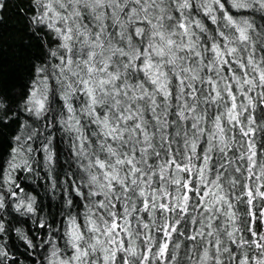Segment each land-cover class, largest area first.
<instances>
[{"label":"rangeland","instance_id":"rangeland-1","mask_svg":"<svg viewBox=\"0 0 264 264\" xmlns=\"http://www.w3.org/2000/svg\"><path fill=\"white\" fill-rule=\"evenodd\" d=\"M9 1L0 0V20L3 11H9V6L15 3ZM16 3H27L33 8L36 18L40 19L36 29L44 32L47 41L45 48L41 47L20 63L24 66L13 73V80L0 74L5 82L2 97L15 103L13 107L21 113L14 114L18 121L11 117L5 120L14 123L19 130L10 138L7 152L11 151L15 140L27 135L30 123L37 121L40 134L28 136L26 140L38 151L42 173L47 176L54 173L55 179L46 197L42 195L39 177L10 162L4 186L7 204L11 206L0 207V223H3L0 262L16 264L22 259L25 264L95 262L101 238L92 231L84 215L83 205L75 193L77 182L66 157L68 132L65 125L70 121L79 128L81 136L87 139L104 164L122 161L117 167L121 175L116 179L113 173L104 174L103 181L112 192L117 208L130 213L135 222L133 235L138 247L135 263L252 264L256 245L260 243L264 247L261 229L264 224V171L261 181L237 172L223 153L238 149L236 140L230 138L240 136L239 131L226 126L229 137L225 135L226 147L221 149L219 137L224 135L221 132L213 134L209 124L217 113L221 116L235 102L237 80L249 73L260 74L264 69V28L259 27V15L264 18V0H19ZM199 7L209 15L214 14V29L223 42L237 44L239 58L236 63L226 62L220 72L198 67L201 76L195 100L185 96L179 104L181 111L192 108L196 121L184 122L174 113L169 120L174 134L173 153L177 159L169 178L157 171L156 157L144 151L142 136L131 112L130 94L124 88L116 60L120 58L127 63L129 50L124 45L127 38L139 41L145 51L158 56L166 54L174 43L181 41L178 37L186 28L200 27ZM253 21L256 27L251 31ZM47 54L50 62L65 75L69 85L67 91L72 94L59 103L51 100L52 107L46 103L39 85L41 76L37 74L42 56ZM3 63L0 62V70L5 67ZM153 72L152 75H165L163 69ZM25 78L28 83L21 91L18 84ZM164 80L162 77L157 82L160 89ZM178 134L182 135L181 140ZM12 152L14 155V148ZM128 156L135 157L137 165L144 164L145 172L137 180ZM258 157L257 162L264 168V146ZM7 158L4 157L0 165V174ZM207 167L218 170L224 187L231 192L230 204L237 208L242 219L239 226H229L230 220L225 222L229 204L220 207L222 215L218 212L209 216L213 225L204 220V215L210 212L204 208L205 190L199 179ZM45 204L59 207L60 217L55 220L51 217L53 224L47 225L61 230L60 233L52 232L48 236L41 228L38 216ZM12 206L22 212L21 215L17 217ZM16 218L25 220L33 236L44 243L38 257L24 250L15 238ZM195 233H201L198 239ZM81 237L89 244L94 243V249L80 248Z\"/></svg>","mask_w":264,"mask_h":264},{"label":"trees","instance_id":"trees-1","mask_svg":"<svg viewBox=\"0 0 264 264\" xmlns=\"http://www.w3.org/2000/svg\"><path fill=\"white\" fill-rule=\"evenodd\" d=\"M14 1L13 5H8L9 11H3L0 20V62L4 61L2 65L5 66L1 68L0 74L9 80H13V73L22 67L23 64L20 63H23L33 52L39 51L41 47L42 49L45 48L47 41L44 32L36 29L40 19L38 21L36 18L33 8L27 3H16L19 0ZM197 12L200 27L186 28L185 33H181V36L178 37L181 41L177 44L174 43L166 54L158 56L149 50L145 51L139 41L134 38H127L124 45L129 50L127 53L128 61L125 64L120 58L116 60L118 62L117 70L124 81V88L130 94L131 112L135 116V125H137L142 136L141 142H143L144 151L151 152L156 157L157 171L162 176L169 178L171 177L169 174L171 168H174L173 166L177 161L173 153L174 134L170 129L169 120L174 113L184 122L196 121L192 108L181 111L179 104L185 96L195 100L198 93V90L196 91L197 81L201 76L198 67L210 72H220L226 66V62L236 63L239 58L236 54L237 48L235 46L237 44L233 42V45L231 41L227 40L223 42L214 29L212 23L215 19L214 14L213 16L212 14L209 15L201 7L197 9ZM210 16L213 17L212 20ZM259 17L262 20V22L259 21V27L264 28V18L260 15ZM251 23L250 30L252 31L256 25L254 21ZM37 31L38 33L34 34ZM31 32H34L33 35ZM42 59L43 61L39 63L37 69L38 77L41 76L39 85L45 93L46 103L51 106V100L55 99L59 103V101H64L65 96L72 94L67 91L69 85L66 83L65 75L54 66L55 63L50 62L48 54L43 55ZM160 69L164 70L165 75L162 77L166 80L161 84V89L157 82L161 81L162 77L152 75L154 70ZM26 78L18 84L21 86V91L27 86L28 80ZM4 84L5 82L0 79V165L4 157H8L7 160L5 159V167L0 174V207L3 205L11 206L7 204L9 201L4 186L8 176L6 172L11 163L18 167L23 166L27 173L36 175L40 181L42 180V195H46L52 189L55 179L54 173L48 174V176L42 173L38 161V151L34 145L26 140L28 136L40 134L41 129L37 121L33 120L30 123L26 128L27 135L18 141L15 140L16 142L11 145V151L7 152L11 142L10 138L17 135L19 130L14 123H6L5 120L9 117L16 120L14 114L18 113L19 116L20 109L13 107L15 103H9L2 97L5 89ZM236 87L235 102H232L225 109L222 117L217 113L214 118L210 119L209 126L213 134L223 133L224 137H219L221 149H225V139L229 137L228 133L225 132L227 127H230L231 130V126H233L239 131L241 137L238 134L237 137L230 138L236 140L238 149L233 152L225 151L223 154L241 175L244 174L246 178L251 176L261 181L264 168L257 160H259V150L264 146V69L260 74L249 73L239 78ZM219 127L221 130H218ZM65 128L68 132V145L65 148L66 157L77 182L75 193L83 205L84 215H86L90 228L101 238L99 249L95 247V262L93 264H138L135 263V254L138 251L134 241L135 235H133L135 222L130 217V213L117 208L112 192L104 185L103 181L104 174L113 173L116 179L121 175V171L117 167L122 161L119 159L117 163L104 164L87 139L81 136L75 123L69 121ZM230 130L229 133H231ZM177 138L181 140L182 135L178 134ZM13 148L15 149L14 155ZM127 158L135 169L134 179L137 180L138 177H141L140 174L145 172L142 168L144 164L137 165L135 157L130 158L128 156ZM254 158L255 162L253 161ZM220 175L217 169L207 167L203 170L202 179H199L201 188L205 190H203L204 208L210 212L208 215H204V220L206 223L210 222L211 225L212 221H210L209 216L218 212L222 215L220 207L229 204L230 208L225 222L228 223L230 220L229 226H239L242 219L237 214V208L230 204L231 192L229 193L224 187ZM258 191H261V188ZM44 206L40 209L38 216L42 222L41 228L48 236L52 232L57 234L58 231L60 233L61 230H54L52 226L47 225V223L53 222L50 221L51 217H54V220L57 216L60 217L59 207L54 208V206L46 204ZM11 210L17 214V217L22 213L13 206ZM20 220L15 219L14 236L20 241L23 249L30 251L36 258L44 243L40 238L33 236L25 220ZM2 224L0 223V234ZM202 227H204L203 224ZM261 229L264 234V224ZM200 230L202 231L201 227ZM199 235L201 233H195V239H198ZM78 245L85 250H91L94 243L89 244L81 237ZM9 246L8 244V248H10ZM252 252L251 263L264 264L263 245L259 243ZM23 261V259L19 260L16 264H25L26 261ZM27 263L29 262L27 261ZM0 264L5 263L0 262ZM139 264H150V262L143 261Z\"/></svg>","mask_w":264,"mask_h":264}]
</instances>
